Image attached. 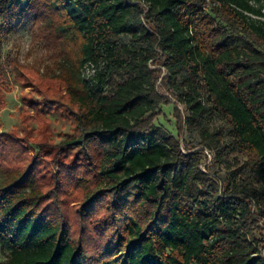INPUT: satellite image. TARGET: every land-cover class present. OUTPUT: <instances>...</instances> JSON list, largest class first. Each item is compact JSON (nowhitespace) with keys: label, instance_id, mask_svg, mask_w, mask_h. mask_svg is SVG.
<instances>
[{"label":"trees","instance_id":"obj_1","mask_svg":"<svg viewBox=\"0 0 264 264\" xmlns=\"http://www.w3.org/2000/svg\"><path fill=\"white\" fill-rule=\"evenodd\" d=\"M28 12L61 69L19 79L74 128L40 163L0 133V264H264V0H0Z\"/></svg>","mask_w":264,"mask_h":264},{"label":"rangeland","instance_id":"obj_2","mask_svg":"<svg viewBox=\"0 0 264 264\" xmlns=\"http://www.w3.org/2000/svg\"><path fill=\"white\" fill-rule=\"evenodd\" d=\"M43 29L44 25L35 23L31 12L27 13L20 24H12L0 18V133L11 134L15 130L19 132L17 139H22L24 135L31 136L33 139L28 146L29 154L40 157L38 163L43 160V156L35 142L37 138L55 145L60 144L74 128V119L64 109L41 103L39 93L30 84L19 79L22 70L26 69H36L42 75H51L61 69L53 57ZM153 66L161 68V76L164 75L165 69L161 65ZM85 73L92 74V68L87 67ZM158 84L160 91L168 95L160 81ZM168 96L170 103L162 106V113L156 122L176 134L178 130L174 109L178 106L182 114H185L184 105L178 103L173 96ZM180 137L184 148L187 143L193 145V142H189L191 138L185 129L180 131ZM202 148L197 146L196 150H204ZM71 152L74 153L75 150ZM204 152L207 156L206 163L211 162L213 153L208 150ZM217 172L221 170L217 169ZM1 178L0 175V181ZM261 233L259 247L262 251L260 255L264 257V231ZM3 258L5 254L0 250V259Z\"/></svg>","mask_w":264,"mask_h":264}]
</instances>
